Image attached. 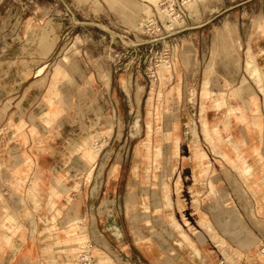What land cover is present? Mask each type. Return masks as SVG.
I'll list each match as a JSON object with an SVG mask.
<instances>
[{
	"label": "crops",
	"instance_id": "crops-1",
	"mask_svg": "<svg viewBox=\"0 0 264 264\" xmlns=\"http://www.w3.org/2000/svg\"><path fill=\"white\" fill-rule=\"evenodd\" d=\"M207 3L169 38L181 42L165 75L112 68L109 130L134 127L146 145L112 164L91 139L66 150L68 125L83 126L68 111L100 69L99 30L116 43L143 11L115 0L110 20L84 21L76 7L74 26L98 38L73 73L54 57L68 25L52 33L51 0H0V264H77L88 246L93 264H264V0ZM84 174L90 198L72 214Z\"/></svg>",
	"mask_w": 264,
	"mask_h": 264
},
{
	"label": "rangeland",
	"instance_id": "rangeland-1",
	"mask_svg": "<svg viewBox=\"0 0 264 264\" xmlns=\"http://www.w3.org/2000/svg\"><path fill=\"white\" fill-rule=\"evenodd\" d=\"M92 1L95 3L92 4ZM102 1H99V0H51V4H48L49 5L48 7H51L52 9L51 10L49 9L50 13L46 17L49 20L48 22H50L49 27L52 29V33L54 34L56 33V25H58L60 22H62V25L64 26L63 28H65V26L68 25V27L62 31L63 34H61L62 39L60 41L61 45L57 48V52L54 54V57L55 59L58 60V64H61V65L63 64L62 67L64 66V68L69 69V71L72 70L73 73L80 72L78 70L79 67H77L75 63V59L79 57V55H81L82 47L85 46L91 58L92 51H93L92 49L93 48L95 49L94 45L92 44H95L93 42L97 41V38H98L97 35L94 36V38H92V34H93L92 27L94 26L89 27L90 25H86V24L78 25V27L74 26L75 24L74 18L76 19V15L74 16V10L76 7H78V9L81 11L80 14L77 16L78 19L80 20L91 21L92 18L96 19L97 17L101 21L107 22L112 17L110 13H114L112 10H114L115 6H113L112 4L115 3V0H104L103 3ZM209 1H212V0H209ZM209 1L190 0L188 5L187 3L185 4V7L186 5L187 7H186V12L183 15L184 19L182 20L183 24L180 28L181 31L185 29V27L187 26L188 19L191 18L190 10L197 9L199 6L198 5L199 2L200 4L211 6V3L209 4L207 3ZM140 2H142V0H140ZM229 2H231V0H229ZM157 3H158V0H156L155 2L152 0H143L142 4H136V5L129 4L130 6H132V8H135L134 10L138 9L140 11H143V15H141V18L137 17L135 19V22L137 21L135 24L131 26L129 24H126V26H122L119 31H116V32H119V34L112 33V36L115 38L114 40H119L116 43L110 42L109 33L105 32L102 29L99 30L101 35L99 37L100 39L97 41L96 49L101 54L100 55L101 58L97 65V68L100 66V69H99L100 72L99 71L96 72L95 77H93L92 74L89 73V75L92 77L84 78V80L82 81L84 82L83 93L78 95V97L80 98V99L78 98V103H77L79 110L68 111L69 120L75 119V118L81 119L83 117L82 118L83 122H81L83 126L78 125L77 127H75V126H70L69 124L68 127L66 128L67 133H68L67 137H65V139H67V142L65 145L67 151L75 152V151L80 150L83 154V150L79 149V146H78L79 143L83 144V142H85L86 140L91 139L90 142L88 140V143L86 144V146L94 152L95 156L97 155L96 153L99 154L103 151L106 152L107 155L108 153H112L113 159L110 162L112 164H115L116 162H120L123 164V161H125L123 157L125 156L127 152H134V155H136L137 153V156H138L140 155L139 154L140 151H144L146 149V145L143 141L144 137L140 136L134 127L133 129H131V131L129 130L128 127L124 131H123L122 126L117 127L114 135L112 133V129L109 130L111 124L113 123L114 118L116 119V122L118 121V118H119L118 112L115 116V112L113 110V99L115 96H113L112 94L113 90L111 89V72L110 71L112 70V68L113 70H118V71L135 70V72H137V71L142 70L144 74L146 75L145 64L142 61L141 62L139 61L138 55H133V56L121 55L122 62L120 63L118 62L119 57L118 58L115 57V54L122 53L125 50L124 47H126V44H132L134 41H139L142 39L144 40L146 38L147 34L146 32H144L143 24H144L145 18L147 17V15L153 12L154 5H157ZM213 3L217 4L218 0H213ZM119 18L121 20V17ZM126 19H130L129 16H127ZM122 20H125V19H122ZM217 21L218 22L224 21V17L223 16L219 17ZM140 22H143L141 27L139 26ZM103 36H106V37H103ZM161 36H162V39H166L164 38L165 36L163 35ZM171 42H170V46L168 47L169 48L168 50L169 52L173 51L174 53V58L172 59V66L161 69L159 76L165 75V71H170L174 67L177 61V57L179 53V43L181 42V40L178 39L177 41L176 39L174 40V42L172 43ZM103 47H105L106 49L105 51ZM96 49L95 51H97ZM67 59H68V62H66ZM146 59H147L146 63L147 62L149 63L150 55ZM92 65L93 63L91 60H89V62L85 61L84 63L85 70L92 68ZM251 65H252L251 62H248V65H247L248 71ZM45 67H46L45 65L42 66L40 69L37 70V73L38 74L42 73ZM94 67L96 66L94 65ZM248 75L252 78V75L250 74ZM148 78L151 79L152 77H148ZM73 82H74L73 79L69 77V84H73ZM247 85L251 86L248 83V78L244 76L242 83H241V88ZM71 88L73 87L71 86ZM122 113L123 112H121V114ZM73 130H76L77 134L70 133V131H73ZM78 136L81 139L78 138V143H76L75 140ZM94 141L96 142V144L92 146V143ZM148 149L154 150L155 146L149 147ZM134 161L141 162L140 159H136V158L134 159ZM85 162L87 161L85 160ZM112 164H110L109 166L111 167ZM124 173L125 172L121 173L122 177H120V180H121L120 186L123 185V180H124L123 174ZM73 177L74 178L78 177L79 180L83 179L85 189L83 191V195L79 197L80 202L75 203L74 201L72 203V206H71L72 214L75 213L76 211L81 210V204L85 205L88 203V200L90 197L88 195L89 190H87L88 185L86 184L91 182L90 181L91 175L84 174V175H78V176H73ZM73 177H68V180ZM105 177H107V175ZM73 184H74V181H73ZM119 193L122 194V192L120 191H117L116 194L118 195ZM121 198L123 199V196ZM84 207L86 208V206ZM117 210L120 211V208L118 207ZM82 223L80 224V230H81L80 232H82V230L84 231ZM68 225L69 226L67 227V229L70 230L72 227L70 226V223ZM72 232H75V230L73 229ZM88 243H89V240L85 236L83 244L87 245ZM79 260H80V257L78 258V260H76L77 264Z\"/></svg>",
	"mask_w": 264,
	"mask_h": 264
},
{
	"label": "built area",
	"instance_id": "built-area-1",
	"mask_svg": "<svg viewBox=\"0 0 264 264\" xmlns=\"http://www.w3.org/2000/svg\"><path fill=\"white\" fill-rule=\"evenodd\" d=\"M185 12L184 0H158L157 5H154L153 12L147 15L143 24L144 32L147 34L146 38L134 41L132 44H126L122 53L115 54V57H119L118 62H122L121 55H138L139 61L145 64L146 75L156 80L161 69L172 66L174 53L168 50L171 42L169 38L177 32L173 34H167V32L168 29L173 30L182 26ZM176 18L177 20H175ZM167 26H170V28H167ZM161 35H165L164 38L168 41L164 42L165 39H162ZM149 55L150 64L146 63V58Z\"/></svg>",
	"mask_w": 264,
	"mask_h": 264
},
{
	"label": "bare ground",
	"instance_id": "bare-ground-1",
	"mask_svg": "<svg viewBox=\"0 0 264 264\" xmlns=\"http://www.w3.org/2000/svg\"><path fill=\"white\" fill-rule=\"evenodd\" d=\"M152 1H156V0H152ZM189 1L190 0H184V3L186 4L187 3V5H188V3H189ZM123 2L125 3V4H128L127 6H129V4H133V5H135L136 4V0H123ZM141 4V3H140ZM147 4V3H146ZM187 5H186V7H187ZM175 20H177V18L175 19ZM167 28H170V26H167ZM179 28H181V27H179ZM179 28H176V29H173V30H171V29H168L169 31L167 32V34H173V33H176V32H178L179 30H181V29H179ZM166 34V35H167ZM163 36H165V35H163ZM164 42H167L168 40L167 39H165V40H163ZM109 64V63H108ZM110 69V68H109ZM67 71V70H66ZM100 72V71H99ZM111 72V71H110ZM68 73V72H67ZM126 81V80H125ZM108 89V88H107ZM85 91V90H84ZM59 117V116H58ZM57 194H59L58 192H56ZM81 257H82V259H81ZM80 264H93V259L91 258V246L89 247H87L86 249H85V251H83V252H81V256H80Z\"/></svg>",
	"mask_w": 264,
	"mask_h": 264
}]
</instances>
